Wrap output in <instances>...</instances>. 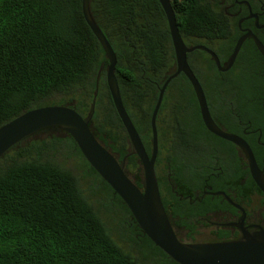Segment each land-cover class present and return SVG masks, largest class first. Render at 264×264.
Returning a JSON list of instances; mask_svg holds the SVG:
<instances>
[{"label": "trees", "instance_id": "trees-1", "mask_svg": "<svg viewBox=\"0 0 264 264\" xmlns=\"http://www.w3.org/2000/svg\"><path fill=\"white\" fill-rule=\"evenodd\" d=\"M170 3L185 44H203L225 62L234 47L235 25L223 5L218 0ZM89 7L116 55L122 103L150 154L151 114L160 87L176 68L164 10L159 0H90ZM244 50L226 71H219L201 49L187 53V61L216 122L264 128V117L254 119L236 109V102L247 100L254 88L248 82L254 77V62L243 60ZM107 65L105 51L84 19L81 0H0V126L35 107L71 103L82 117H90L95 137L118 153L125 173L143 189L142 166L108 90ZM156 127L155 163H166L182 196L187 188L200 186L207 174L217 189L212 182L216 173L222 182H238L247 173L235 163L219 168L213 163L214 147L222 144L229 154L225 146L232 149L231 142L206 128L194 89L182 72L165 88ZM38 132L48 133L34 138ZM64 134L57 126L43 128L0 157V264H179L143 233L121 197ZM61 152L80 161L91 178L90 194L81 187L79 175L56 159ZM156 177L170 191L164 177L158 172ZM99 192L106 199H98ZM172 196L178 212L198 205ZM113 233H126L139 255L125 249Z\"/></svg>", "mask_w": 264, "mask_h": 264}, {"label": "water", "instance_id": "water-1", "mask_svg": "<svg viewBox=\"0 0 264 264\" xmlns=\"http://www.w3.org/2000/svg\"><path fill=\"white\" fill-rule=\"evenodd\" d=\"M89 2L90 0H81L82 14L103 47L108 59L106 83L133 151L141 163L144 179L143 189H140L129 178L123 165L105 147V144L95 137L88 123L90 117L83 118L71 103L35 107L1 125L0 157L12 145L36 131L50 126H57L74 139L85 159L121 197L143 233L176 262L179 264H264V230L256 231L253 234L244 233L243 238L230 241L183 242L179 240L163 206L154 169L158 153L157 113L167 84L172 78L182 72L194 89L206 128L213 134L241 148L247 158L249 172L253 181L264 194V173L257 165L249 145L238 135L224 131L215 123L209 112L201 84L187 61V53L195 49H201L211 56L219 71H226L232 66L244 37L236 41L228 61L221 63L217 54L207 46L203 44L188 46L185 44L179 33L170 0H159L167 18L175 53L176 68L166 78L158 92L150 118L152 147L150 154H148L122 103L114 73L117 61L116 55L109 41L94 22L90 13ZM251 35L255 40L257 49L264 58V45L252 33ZM233 204L238 207L237 204Z\"/></svg>", "mask_w": 264, "mask_h": 264}, {"label": "flooded vegetation", "instance_id": "flooded-vegetation-1", "mask_svg": "<svg viewBox=\"0 0 264 264\" xmlns=\"http://www.w3.org/2000/svg\"><path fill=\"white\" fill-rule=\"evenodd\" d=\"M218 2L223 5L224 11L233 19L235 25V34L232 37L234 45L239 38L244 37L239 52L244 46L243 60L254 62L250 65L251 71H254V77L248 81L249 85L254 88L251 95L245 96L244 99L247 100L236 102V109L243 115L254 119L263 118L264 58L257 49L251 33L264 45V0H218ZM228 59L223 63H226ZM215 123L224 131L238 135L247 142L257 165L264 173V128L233 126L228 121L225 123L232 125L231 127L225 126L222 121H215ZM225 147L231 153H225L222 144H217L214 147L216 152L213 154L212 160L218 166L217 168L230 162L247 169V173L240 176L238 182H226V180L222 182V179L218 180L220 175L216 173L215 177L217 178L212 182L220 187L217 189L213 188L209 180L210 176L207 174L202 178L203 181L200 186L187 188L185 195L182 196V193L177 191L178 186L175 184L174 175L167 169L166 163L154 164L155 174L158 172L161 178L164 177L165 182L169 184L170 191H167L164 185L160 187L158 184L160 196L162 193L163 200L169 209L168 217L173 230L178 239L183 242L237 240L243 238L244 233L253 234L256 231L264 230V194L253 181L247 158L241 148L232 142V149H229L228 146ZM107 149L119 159L116 151L112 152L110 147ZM120 164L124 167V160H121ZM251 181L253 184L250 183ZM172 194L178 196L179 199L184 198L190 202L197 201L198 205L178 212ZM233 203L237 204L238 207Z\"/></svg>", "mask_w": 264, "mask_h": 264}, {"label": "rangeland", "instance_id": "rangeland-1", "mask_svg": "<svg viewBox=\"0 0 264 264\" xmlns=\"http://www.w3.org/2000/svg\"><path fill=\"white\" fill-rule=\"evenodd\" d=\"M48 132H38V133L34 134V138L44 137ZM158 145H159V141H158ZM56 159L59 161V163L61 165L69 168L72 172L79 175L81 187L84 189L86 194H90L91 193L90 186L92 185L91 178L84 174V167L81 165L80 161L74 156L67 158L66 156L63 155L62 152L59 153V155L56 157ZM97 198L101 199V200L106 199V197L101 192H99ZM108 215L113 216L114 218H117V216H118L115 213H109ZM108 215L104 216L105 220L108 219L107 218ZM109 224L113 227L115 226V223H112L111 221H109ZM117 231H120V229L117 228ZM113 235L125 249H127V250L130 249L134 255H139V253L137 252L135 247H133L131 249V247H130L131 246L130 245L131 240H130L129 236H127L126 233L123 235H120L119 233H113ZM143 264H154V263L153 262L151 263V260H147Z\"/></svg>", "mask_w": 264, "mask_h": 264}]
</instances>
